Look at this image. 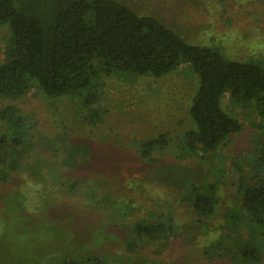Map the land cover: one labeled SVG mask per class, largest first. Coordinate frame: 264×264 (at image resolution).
Segmentation results:
<instances>
[{
	"label": "rangeland",
	"instance_id": "obj_1",
	"mask_svg": "<svg viewBox=\"0 0 264 264\" xmlns=\"http://www.w3.org/2000/svg\"><path fill=\"white\" fill-rule=\"evenodd\" d=\"M116 1L138 14L155 17L191 45L214 48L227 60L264 66V0ZM9 37L8 28H0L1 59ZM100 82L103 118L95 126L79 123L74 117L75 102L47 100L36 86L14 103L36 117L37 131L32 133L34 144L19 151L22 168L7 183H0V264H44L82 252L102 256L107 264H264V259L259 263L243 260L236 245L238 237H248L264 255V229L247 228L236 194L238 162L244 166V159L264 144V124L262 130L259 118L228 104L226 95L224 106L242 125L226 147L182 161L174 160L168 148L165 155H154L157 162L148 164L140 159L143 141L167 133L176 145L191 127L188 109L197 91V77L177 71L156 80L101 76ZM7 103L1 102L0 109ZM63 123L80 147L71 156L75 166H66L63 172L69 178L100 180V188L111 193L108 211L105 205L89 211L88 196L69 195L65 188L52 184L59 188L56 195L64 205L62 213L68 209L74 215L33 213V198L38 196L35 181L42 179L46 184L45 176L60 172L52 143ZM3 130L0 125V133ZM99 166L103 177L93 171ZM200 180L217 183L218 203L211 217L197 222L182 188ZM153 213L171 214L165 217L173 219L179 233L135 245L131 227L137 221L155 225L165 220ZM231 214L240 216L237 224L243 227L242 233L233 229V219L228 220Z\"/></svg>",
	"mask_w": 264,
	"mask_h": 264
},
{
	"label": "trees",
	"instance_id": "obj_2",
	"mask_svg": "<svg viewBox=\"0 0 264 264\" xmlns=\"http://www.w3.org/2000/svg\"><path fill=\"white\" fill-rule=\"evenodd\" d=\"M5 26L10 37L3 59L0 57V103H8L0 109V125L4 129L0 133V183H7L22 168L19 151L36 141L32 136L37 131L36 117L14 105L34 86L52 102H75L74 117L82 126H95L103 118L99 106L101 76L156 80L177 71L193 73L198 87L188 109L191 127L182 133L176 145H172L167 133L143 141L139 146L140 159L148 164L157 162L159 158L154 155H163L168 148L174 160L182 161L226 147L242 129L237 116L224 106L226 95L228 104L255 114L263 130L264 66L227 60L214 48L191 45L155 17L138 14L116 0H0V28ZM61 125L52 143L54 164L60 172H45L50 174L43 179L46 184H42V179L35 181L38 196L33 198V213L74 215L68 209L62 213L64 205L56 195L59 188L53 185L65 188L69 195L88 196L89 211L102 210L104 205L108 211L111 193L100 188V180L69 178L63 172L66 166H75L71 156L80 147L74 144L67 124ZM243 162L244 166L240 161L237 165L239 207L248 221L247 228L264 229V144L256 146ZM93 171L96 177H103L101 166ZM216 184L200 180L183 186L190 213L197 222L215 213ZM151 216L165 220H158L155 225L137 221L131 227L135 245L138 241L179 233L180 227L171 217H165L171 214ZM239 217L231 214L228 220L233 219V229L242 233L243 227L237 224ZM237 242V255L243 260L259 263L264 259L250 238L238 237ZM44 264L107 261L82 252Z\"/></svg>",
	"mask_w": 264,
	"mask_h": 264
}]
</instances>
